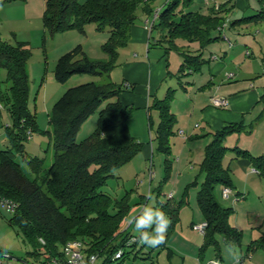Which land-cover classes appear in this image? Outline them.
Returning a JSON list of instances; mask_svg holds the SVG:
<instances>
[{
    "label": "trees",
    "instance_id": "trees-1",
    "mask_svg": "<svg viewBox=\"0 0 264 264\" xmlns=\"http://www.w3.org/2000/svg\"><path fill=\"white\" fill-rule=\"evenodd\" d=\"M12 1L15 0H0V6ZM258 1L262 5L260 10L243 20H264V0ZM192 2L165 0L151 23V28L160 30L157 39L165 52L176 48L181 55L179 76L189 70H200L205 62L201 49L217 38L212 33L225 22L221 14L225 11L224 5L202 13L199 9L189 8ZM137 5L138 0H45L42 21L51 34L69 29L84 31L85 25L91 22L97 29L107 27L109 30L107 40L101 44L107 58H89L83 53L79 55L77 47L73 48L59 58L57 76L66 79L74 73L107 74L116 65L118 47L127 41ZM143 9L147 13L153 11L147 3ZM177 39L196 41L198 49H179L183 46L177 44ZM29 56L30 47L26 41L12 43L0 40V67L6 70L7 81L5 92L0 90V104L6 107L10 119L5 126L7 145L0 147V198L16 203L9 217L10 224L22 236L23 242L31 247L28 254L33 257L43 255L44 261L51 262L54 257H61L64 242L79 238L87 252L104 257L102 264L127 260L129 264H150L151 250H144L145 244L141 240L148 220L140 224L143 228L137 235L123 228L122 222L130 207L126 195L113 199L102 190L113 171L126 164L142 148V143L130 134L127 127L133 107L118 99L109 100L128 87L110 79L103 82L79 81L69 86L48 114L53 147L51 162L45 167L43 157L29 156L26 161L33 173L30 176L16 159V154L23 151L24 140L28 139L27 131L32 134L37 127L35 113L27 104L26 61ZM174 90L168 87L164 97H155L149 106L158 113L153 138L157 149H170V137L176 121L170 110ZM94 112H97L95 129L77 141L76 134L81 124ZM243 127L242 123H227L213 132L205 147L200 164L204 180L197 190V202L207 222L202 247L216 244V234L226 242L240 240L241 233L229 223L232 209L217 202L213 189L217 183L231 187L229 170L222 164L228 150L224 142L228 134L240 132ZM231 150L249 156L254 168L264 178V154L251 156L236 146ZM166 167L168 171L170 165ZM179 205L180 201L167 198L164 204L157 206L154 223L165 221L167 217L169 228L173 227ZM132 236L136 240L128 242ZM252 248L264 249V235L251 241L248 249ZM118 249H122V254L114 258ZM216 253L219 255V250ZM139 258H148L149 261L138 263Z\"/></svg>",
    "mask_w": 264,
    "mask_h": 264
},
{
    "label": "rangeland",
    "instance_id": "rangeland-1",
    "mask_svg": "<svg viewBox=\"0 0 264 264\" xmlns=\"http://www.w3.org/2000/svg\"><path fill=\"white\" fill-rule=\"evenodd\" d=\"M158 1L160 0L148 2L138 0L135 10L136 17L131 26L145 19V15L148 14L143 9L146 3L153 8ZM192 1L197 6L191 4L190 9H198V6L201 5L202 8L205 7V10L208 9V11L212 7L214 9L218 8L226 2V0ZM44 3L45 0H15L0 6V40L12 43L26 41L30 47V56L26 61L28 76L27 104L30 110L35 113L37 127L33 130L31 137L24 140L23 151L16 154V159L20 162L24 172L30 176H33V173L26 158L34 155L43 157L45 167L51 162L53 147L48 114L54 103L62 97L69 86L76 84L75 82L89 80L103 82L110 79L120 83L123 78L121 63L127 58L129 48L132 49L131 45L133 44L128 41V35L127 41L117 49L116 65L107 74L74 73L66 79H60L57 76L56 67L59 58L66 53L69 46L72 49L77 47L80 50L79 55L83 53L93 59L107 58V53L103 50L101 44L107 40L109 30L107 27L97 29L96 24L91 22L85 25L84 31L69 29L51 34L43 26ZM157 12L158 10L154 13ZM240 29L241 34H232L228 31L225 34L230 40H233L234 37L245 40L251 55L245 56L247 60H242L241 65L236 69L242 67L248 71V76L251 79H255L259 75L253 69L255 68L256 58L258 55L264 57L262 55L264 54V20L244 23ZM257 30H260V32H257ZM159 31L157 27L151 28V31H149L150 40L157 38ZM217 41L219 42L212 43L205 48L206 55L209 54L210 50H216L218 44L224 43L225 40ZM250 47L254 50L255 55L252 54ZM218 50L216 51L218 52ZM170 54L169 70L171 75L164 80L162 89L159 92L160 96L163 95L168 86H180L181 83L186 86L188 80L196 79L195 84L197 87L204 82L207 73L205 67L199 71L186 72L179 76L177 72L182 59L176 52ZM260 61H262V58H260ZM258 72L262 73L261 69ZM129 87V90H131L132 85L130 84ZM6 88V70L0 67V90L5 92ZM182 91V86L174 90L171 107H175L176 103L177 106L182 107L180 104V98L182 97L180 93ZM116 99H118V95L109 98L111 101ZM149 106L148 109H150ZM0 111V147H5L7 145L5 126L10 123V119L6 107L2 104H0ZM157 119L158 113L156 110L152 111L151 117L150 115L146 116L145 108L137 105L133 107L132 115L127 120V127L130 134L142 143V148L126 164L113 171L102 186V190L113 199H120L123 195H126L130 207L122 222L123 228H127L128 231L137 235L143 228L140 224L148 220L147 229L141 235V240L144 241L146 235L149 238L159 235L158 229L162 221L155 224L154 217L156 216L157 206L160 207L169 198L174 202L180 201L177 220L174 226L169 228L170 221L165 217V221L168 223L165 225L162 243L150 245L147 241H144V250H151L152 258L150 260L152 262L150 264H212L210 260L218 258L216 250H219L222 256L219 258L221 264H233L239 257L242 258V264H264V249H248L253 239L264 235V182H261L260 187H257V189L253 187L244 189L245 179L237 174L233 175L229 171L231 184L236 186L240 193L232 192L229 197L224 198L221 194L222 185L217 183L214 186L213 190L217 202L232 209L229 223L241 235L239 242H226L220 234H216V244L202 247L204 236L194 230L192 224L204 220L197 202V190L204 180V174L200 171V164L205 149L202 147L200 152L195 145H191L189 142H187L186 147L181 148L180 144L176 142L178 134L175 131L170 137V149H157L153 141L156 135ZM178 120L179 118L176 119L173 130H176L179 126ZM193 122L194 120L191 124ZM96 125L97 112H94L81 124L76 134V140H83L95 129ZM259 135H261V132ZM192 139H196L195 136ZM189 147L192 148V152H189ZM179 159H181V167L183 166L181 171H179L178 166ZM169 165L167 171L166 166ZM251 183L253 184V182H250V185ZM9 213L7 211V214ZM247 251L252 252L250 257L246 256ZM43 259V255L32 256L30 264H54L52 261H44ZM147 260L148 258L144 260L139 258L138 263ZM122 263L117 262V264ZM123 264H129V261L127 260Z\"/></svg>",
    "mask_w": 264,
    "mask_h": 264
},
{
    "label": "crops",
    "instance_id": "crops-1",
    "mask_svg": "<svg viewBox=\"0 0 264 264\" xmlns=\"http://www.w3.org/2000/svg\"><path fill=\"white\" fill-rule=\"evenodd\" d=\"M205 1L208 2L209 0ZM164 3L165 0L158 1L153 7V11L146 14L143 21L130 25L128 41L133 43L131 45L132 49L129 48L127 58L121 63L123 72L121 82L128 89L118 94V100L132 107L137 105L145 108L146 116L150 115L151 117L152 111L155 109H148L150 101L152 103L155 97H164L167 88L170 87L168 86L163 95L160 96L159 92L162 89L164 80L171 75L169 70L170 53L176 52L179 54L176 48L165 52L164 46L157 39L160 33L157 38L150 40L149 31H151V27L148 28L146 25L155 18L154 12L161 9ZM193 4L194 2H192ZM195 4L194 6H197ZM223 5L222 8L225 11L221 14L225 22L212 33L217 38L201 49L205 62L200 70L205 67L207 72L204 82L197 87L195 84L196 79L188 80L186 86L181 83L180 86H182L183 91L180 93V96H182L180 104L182 107L177 106V103L175 107H171L170 101V110L174 113L176 119L179 118L177 122L179 126L174 130L178 134L176 142L180 144L181 148L186 147L187 142H189V144L195 145L200 152L201 148L204 147L205 149L210 142L209 140L215 130L227 123H242L244 127L240 132H232L225 139L224 143L228 150L224 154L222 164L233 175L237 174L245 179L244 189H250V187L257 189V187H260L261 182H264L262 181L264 178L254 168L249 156L237 154L231 148L236 146L239 149H244L251 156L264 154V57L257 56L255 68L253 69L259 75L255 79H251L248 76V71L242 67L241 69H236L241 65L242 60H247L245 56L251 55L245 40L236 37L230 40L225 32L241 34L240 27L244 23H250L243 20V18L254 15L260 10L262 5L258 0H226ZM198 7L202 13L209 12L208 9L205 10V7L202 8L201 5ZM257 32H260V30H257ZM217 40L225 41L220 45L218 44V48H216V50L219 49L218 52L213 49L206 55L205 48L212 43H218L219 41ZM176 41L179 46H183L179 49H198L196 41L188 42L182 39H177ZM70 49H72L71 46L67 48L66 52ZM250 50L255 55L252 47H250ZM213 55H216L217 58H213ZM179 56L181 58L180 54ZM260 58H262V61H260ZM259 69H261L262 73L258 72ZM188 72L192 73L190 70ZM228 73H232V75L228 76ZM177 74L179 75L178 72ZM130 84L132 85L131 90H129ZM180 86H172V88L176 90ZM212 96L226 97L228 100L227 105L224 107L212 105L210 102ZM179 112L180 114H178ZM193 120L194 122L191 124ZM260 132L261 135H259ZM193 136L196 139H192ZM255 140L256 143L254 144ZM191 149L189 147V152H192ZM178 166L179 171H181L183 169V166L181 167V159H179ZM256 175L257 177H255ZM250 182H253V184L251 183L250 185ZM231 188L233 192L240 193L236 186L231 184ZM10 215L11 213L7 214V211L0 207V264H23L17 259L10 258L7 254L23 258L30 264L32 256L28 254V251L31 247L23 242L22 236L10 224ZM216 255L218 259L222 257L220 252L219 255L218 253ZM251 255L252 252H246V256L250 257Z\"/></svg>",
    "mask_w": 264,
    "mask_h": 264
},
{
    "label": "built area",
    "instance_id": "built-area-1",
    "mask_svg": "<svg viewBox=\"0 0 264 264\" xmlns=\"http://www.w3.org/2000/svg\"><path fill=\"white\" fill-rule=\"evenodd\" d=\"M157 13H154V17ZM148 28L151 27V22L146 25ZM213 58H217L216 55L212 56ZM232 73H228V76H231ZM210 102L212 105L217 107H224L227 105L228 100L224 96H212L210 98ZM28 138L31 137V133L27 131ZM255 170V169H254ZM233 192L232 188L230 186L224 185L221 190L222 197L227 198L230 196V194ZM0 207L5 209L8 212H13L16 203L10 199L7 198H0ZM207 222L205 220L193 224L192 228L202 235H204L206 230ZM136 240V237L132 236L128 242H133ZM40 241L43 242V239L40 238ZM62 256L61 257H54L52 259V262L54 264H102L104 257L102 255H99L95 252H87L85 249L84 242L79 238H73L69 239L64 242L61 248ZM122 254V249H118L113 257L119 258ZM212 264H221L220 260L218 258H213L210 260ZM233 264H242V258H237Z\"/></svg>",
    "mask_w": 264,
    "mask_h": 264
},
{
    "label": "clouds",
    "instance_id": "clouds-1",
    "mask_svg": "<svg viewBox=\"0 0 264 264\" xmlns=\"http://www.w3.org/2000/svg\"><path fill=\"white\" fill-rule=\"evenodd\" d=\"M168 222L167 221H162L161 223V226L160 228L158 229V232L160 233L159 235L155 236V237H152V238H149L147 235L145 236L144 238V241H147L148 244L150 245H155V244H158V243H162L163 242V232H164V229H165V225L167 224ZM143 241V242H144Z\"/></svg>",
    "mask_w": 264,
    "mask_h": 264
},
{
    "label": "water",
    "instance_id": "water-1",
    "mask_svg": "<svg viewBox=\"0 0 264 264\" xmlns=\"http://www.w3.org/2000/svg\"><path fill=\"white\" fill-rule=\"evenodd\" d=\"M7 256H9V257L12 258V259H17V260H19L20 262H22L23 264H28L23 258L17 257V256L12 255V254H7Z\"/></svg>",
    "mask_w": 264,
    "mask_h": 264
}]
</instances>
